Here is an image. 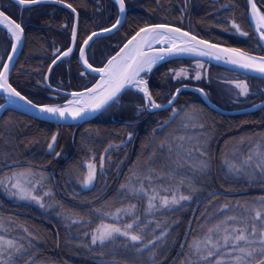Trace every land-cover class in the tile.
Returning a JSON list of instances; mask_svg holds the SVG:
<instances>
[{
    "label": "trees",
    "instance_id": "obj_1",
    "mask_svg": "<svg viewBox=\"0 0 264 264\" xmlns=\"http://www.w3.org/2000/svg\"><path fill=\"white\" fill-rule=\"evenodd\" d=\"M69 2L77 6L82 33L78 41H82V36L88 31H95L97 27H107L115 21L117 9L112 7V0H100L99 5L96 0H69ZM126 3L129 8L122 26L114 33L91 41L87 55L94 67L101 66L102 61L115 53L124 40L137 27L145 23H173L209 41L242 48L253 54H264V49L255 47L258 39L250 29L248 19L244 18L247 15L246 0H126ZM0 4L8 5V12L11 13L12 18L17 22L22 21L25 29L23 47L11 71L10 82L34 102H62L66 96L60 93L52 94L44 84L43 74L47 71L48 64L55 58L52 49L58 47L59 51H63L70 42L72 19L70 10L50 2L32 8H22L12 0H0ZM229 4L234 7H222ZM97 8L100 11H97ZM182 9L183 12H181ZM229 19H235L242 29L249 33V36L244 37L235 33L234 30H229L231 29L227 23ZM61 23H67L68 27L60 28ZM10 44L9 34L0 26V51H4L3 58ZM78 47L79 42L69 57L63 58L61 62L53 66L49 73L51 85L64 90H80L94 81L95 77L83 71L76 58ZM196 61L191 58L167 60V62L158 63L147 74L146 79L150 89L162 94L159 102L165 103L171 91L182 84L203 88L213 103L226 109L249 106L264 98V79L232 71L209 62L201 61L203 65L201 78L191 79V76L195 75ZM177 68L188 69L189 75L172 80L171 77L175 75V72L168 73V69ZM81 72H84L83 76ZM235 79H244L249 86L250 94L239 96V90L230 83ZM2 100L0 96V103ZM139 100L140 97L135 91L127 90L121 95L120 106L113 104L98 116L80 124L63 125L45 122L11 109H6L4 113H1L0 166L4 164H9V166L1 169L0 173L12 167L33 166L38 168L46 174L44 183L52 190L53 199L92 221L87 224L67 221L68 224L61 217L41 211L24 201L8 200L0 193V217L12 218L8 221V225L16 228L14 235H26L21 230L26 227L34 236L40 237L33 241L34 246L27 253L28 256L34 255L33 264L41 261L46 264H66V262L104 264L110 261L109 255L103 257L98 255L101 251L99 247H94L92 252H89L77 245V241L83 238V233L95 227L99 222V217L89 216V213L115 196L119 185L126 179L133 166V162L143 167L144 159L152 154L151 165L158 170L162 165L170 163L165 159L167 149L160 151L157 148L154 152V148L158 146L160 138L166 132H171L176 137L206 135L211 167L207 173L194 174L187 164L183 166V172L178 175H194V183L199 191L194 199L183 202L175 210H163L152 215H145L143 199L133 198L123 201V203H137L138 214L146 226L154 220L164 221L161 228L155 231L157 236L163 227L170 228L169 233L157 248V264H170L180 247V241L183 240L186 230H189L186 238V241H189L194 231L200 229L199 224L210 222L212 216L208 217V214H215L221 203L230 201L235 204L237 200L243 202L264 195V179L249 182L246 176L234 177L223 165L225 159L223 155L227 153V147L241 145L243 147L239 150L244 153L247 147L252 145L247 140L243 143H237V141L242 136L264 133V107L248 113L224 115L209 108L195 92L182 90L173 107L183 113L185 108L196 106L203 109L204 117L196 121V127H193L192 123H188L185 127V121L181 122L182 119H178L181 115L177 114L172 123L163 131H157L155 139H152L153 129L158 122L168 117L171 108L149 111L135 116V109L124 105H131ZM5 121L8 123L6 124ZM200 123L204 124L202 129L199 127ZM129 131L133 133L131 139H127ZM52 132L57 133L55 149L61 153L59 158H55L54 153L50 155L46 152V141L51 137ZM32 140L36 142L29 143ZM121 140H124L123 144L120 143ZM110 141L113 147L107 152L103 173L99 170L97 172L94 187L84 188L74 175L70 176L65 173V170L73 164L77 162L83 164L89 158L99 168L100 153L105 150V146ZM240 152L237 151L238 156ZM4 154H7V159ZM174 159L175 152H173ZM83 170L85 169H81ZM167 170V167L163 168V171ZM159 182L165 183L166 181ZM212 191L215 194L196 206L194 210L196 201ZM113 203L119 206L121 201L114 200ZM205 217H208V220H205ZM21 225L23 227H20ZM152 234L153 229L150 227L144 233L146 239H151ZM21 243L28 247L27 240ZM122 243L123 239L118 238L116 244ZM186 247L187 243H185ZM110 248L111 245L106 246L105 251ZM181 254L182 251L178 259ZM117 259H131V254H121L117 249Z\"/></svg>",
    "mask_w": 264,
    "mask_h": 264
},
{
    "label": "snow or ice",
    "instance_id": "obj_2",
    "mask_svg": "<svg viewBox=\"0 0 264 264\" xmlns=\"http://www.w3.org/2000/svg\"><path fill=\"white\" fill-rule=\"evenodd\" d=\"M14 2L22 8H32L42 5L45 0H14ZM48 2L64 6L70 10L72 17L70 42L63 51H59L58 47L52 49L55 58L48 64V69L51 70L54 65L62 61V58L69 57L74 51V46L79 42V63L85 69L91 70V73L98 74L99 78L91 83L90 87H83L79 91L69 93L70 98L63 100L62 103L34 102L27 95H23L10 82V70L14 67L13 58L22 43L25 29L22 26V21L17 22L12 18L11 13L8 12V5L0 4V25L7 30L11 42V48L7 50L6 58L0 59V65H2L0 66V93L3 94L5 100V104H0V108H5V105H19L23 102L24 105L41 116L47 115L58 120H68L69 118L73 121L83 120L92 113L106 111L113 104L120 106L122 91L135 90L140 100L131 105H124L133 107L135 115L171 108L168 117L158 122L153 129L152 139H155V133L163 131L172 123L176 115L180 114V110L173 105L181 90L180 87H177L171 91L166 104L159 102L162 94L153 92L149 87L148 80L145 79L158 61H162L166 57L191 53L225 61L239 68L259 73L261 78H264V55L257 56L242 48L210 43L209 40L201 39L191 31H187L183 27H176L173 23H145L143 26L137 27L124 40L119 51L102 61L101 67H93L87 55L90 43L97 35L114 31L118 26H122L123 18L129 8L126 0H112V7L117 9L115 21L107 27H97L95 31H88L86 35L82 36V41H78L82 33L77 6H74L69 0H48ZM96 2L99 5L100 0H96ZM222 7H234V5L229 4ZM97 11L100 9L97 8ZM244 18H250L254 32L258 36L255 47L264 49V10L258 6L256 0H247V15ZM227 23L231 26L229 30H234L235 33L244 37L249 36V33L244 31L235 19H229ZM65 27H68L67 23L60 24V28ZM154 45H158V47H154ZM195 68V75L191 76V79L199 80L203 70L202 62L197 60ZM173 71L175 75L171 77L172 80L189 75L186 68L168 69V73ZM81 75L83 76L84 72H81ZM48 79V73L45 72L43 80L46 82ZM230 83L239 90V96L250 94L249 86L244 80H233ZM197 91L203 96L207 95L203 88H199ZM258 106L264 107V102L259 105H251L252 108ZM203 117V109L196 106L185 108L181 115L182 121L187 122L184 124L185 127L188 126V123H192V126L196 127V121ZM5 123L7 124L8 121ZM199 127L202 129L204 124L200 123ZM132 137L133 133L127 132V139ZM245 140L252 145L248 150V155L243 157L240 163H234L227 159H225V163L231 173L236 176L243 173L250 178L249 182H251V176L257 169L264 177V133L242 136L237 143H243ZM56 141L57 133L52 132L51 137L46 141V152L50 155L54 153L55 158H59L61 153L55 149ZM35 142L34 140L29 141V143ZM120 143L123 144L124 140H121ZM111 147L113 145L110 141L105 146V150L100 153L99 168L89 158L83 164L79 162L73 164L65 170V173L70 176L74 175L84 188L94 187L97 172L99 170L100 173H103L107 152L111 150ZM157 148L160 151L167 149L165 159L170 162L169 164L162 165L158 170L151 165L152 154L144 159L143 167L137 162H133V166L126 179L119 185L115 196L89 213V216L99 217V222L95 227L83 233V238L77 241V245L89 252H92L94 247H99L101 249L98 253L99 256L109 255L111 257V260L104 264H157V248L169 233L170 228L163 227L157 236L155 231L161 228L164 221L154 220L146 226L138 214L137 203H123V201L133 198L136 200L146 199L143 209L145 215H152L158 209L175 210L183 202L194 199L199 191L194 183V175H178L183 172V166L187 164L194 174L207 173L211 167L206 135L176 137L171 132H166L160 138L154 152ZM173 152H175L174 160ZM4 156L7 159V154ZM164 167H167L168 170L163 171ZM81 169L86 170L81 171ZM45 179L46 174L33 166L12 167L0 173V188L7 196L19 201L34 202L41 208L58 207L60 211L57 212V216L63 217L66 222L71 221L78 224L92 222L74 209L66 208L60 201L51 199L53 192L45 186ZM161 180L166 182L160 183ZM161 192L164 194L161 195ZM114 200H120V205L115 206ZM220 210L231 214L223 215L218 220L199 224L200 234L194 236L190 241H180L183 256L179 261L174 260L173 264H264V195L243 202L237 200L235 204L230 201L221 203L216 212L218 213ZM213 215L214 213H209L208 217ZM208 217H205V220H208ZM109 219L112 222H108ZM197 219L199 220V218ZM11 220V217H0V264H33L34 255L28 256L27 253L34 246L33 241L40 237L34 236L26 227L23 228L26 235L12 236L13 229L8 227V221ZM124 220L127 222H122ZM149 227L153 229V234L151 239H146L144 233L148 231ZM188 231L185 232L186 236ZM88 237L90 239H87ZM118 238H123L122 244L115 243ZM22 240L28 241V247L21 243ZM185 243H187V250H185ZM108 245H111V248L105 251ZM117 249L121 254H131V259H117Z\"/></svg>",
    "mask_w": 264,
    "mask_h": 264
},
{
    "label": "water",
    "instance_id": "obj_3",
    "mask_svg": "<svg viewBox=\"0 0 264 264\" xmlns=\"http://www.w3.org/2000/svg\"><path fill=\"white\" fill-rule=\"evenodd\" d=\"M13 2H14V0H12ZM45 2H48V0H45ZM246 2H247V0H246ZM17 4V3H16ZM61 6V5H60ZM64 7V6H63ZM125 17V16H124ZM123 20H124V18H123ZM249 23H250V29H252V31H253V33L255 34V32H254V26H252L251 25V22H250V18H249ZM2 28H4L2 25H0ZM120 26H118V28H119ZM176 27H178V26H176ZM117 28V29H118ZM5 29V28H4ZM116 29V30H117ZM116 30H114V31H116ZM185 30H187V29H185ZM5 31H7L6 29H5ZM114 31H109V32H107V33H101V34H99V35H97L95 38H98V37H101V36H104V35H109V34H111V33H114ZM187 31H189V30H187ZM195 35V34H194ZM197 35V34H196ZM256 35V34H255ZM199 37V36H198ZM256 37L258 38V36L256 35ZM70 38V37H69ZM94 38V39H95ZM201 39H204V38H202V37H200ZM23 39H24V36H23ZM210 43H216V42H212V41H209ZM23 43H24V40H22V43H21V45H20V47L17 49V51H16V53H15V56H14V58H13V64L15 65V63H16V60H17V58H18V56H19V54H20V50L22 49V47H23ZM123 45V44H122ZM122 45H120V47L122 46ZM223 46H225V47H234V46H228V45H224V44H222ZM75 47V46H74ZM119 47V48H120ZM154 47H158V45H154ZM10 48H11V45H10ZM10 48H9V50H10ZM79 48V47H78ZM119 48L115 51V53L117 52V51H119ZM115 53H113L112 55H114ZM251 54H253V53H251ZM253 55H257V54H253ZM78 56H79V50H78ZM257 56H259V55H257ZM6 58V57H5ZM78 58V57H77ZM176 58H191V59H195V60H199V61H204V62H209L210 64H214V65H217V66H221V67H224V68H226V69H229V70H232V71H236V72H240V73H242V74H245V75H249V76H252V77H257V78H260L261 79V76H260V74L259 73H255V72H251V71H249V70H245V69H242V68H239L238 66H234V65H231V64H228V63H226L225 61H220V60H216V59H214V58H210V57H206V56H197L196 54H191V53H183V54H179V55H177V56H174V57H166L164 60H162V61H158L157 62V64L158 63H162V62H167V60H171V59H176ZM156 64V65H157ZM80 65H81V67H82V69L83 70H85V72H87V73H89V74H92V75H94L95 76V80L96 79H98L99 78V76H98V74H95V73H91V70H87V69H85L84 68V66L80 63ZM2 66V65H1ZM155 66V65H154ZM153 66V67H154ZM94 67V66H93ZM101 67V66H100ZM13 70V67L11 68V70L10 71H12ZM47 71V73H48V76H49V73H50V71L51 70H49V69H46ZM262 79H264V78H262ZM95 80H94V82H95ZM93 82V83H94ZM44 83H45V85L47 86V88H49L52 92H54L55 91V93H61V94H64L65 96H67V99H69L70 98V96L68 95L69 93H71L72 91H79V90H61V89H58V88H56V87H53V86H51L50 84H49V81L47 80L46 82L44 81ZM88 87H90V86H88ZM178 87H180V92L182 91V90H189V91H192V92H195V94H197L198 96L200 95V97H201V99L203 100V102L209 107V108H211L212 110H214V111H216L217 113H220V114H224V115H231V114H241V113H248V112H252V111H254V110H258V109H260L261 107H257V108H252L251 107V105L250 106H246V107H242V109L241 108H237V109H226V108H223V107H220V106H218L217 104H215V103H213L209 98H208V96L206 95V96H203V95H201V93L200 92H198L197 91V89H199L200 87H198V86H193V85H188V84H182V85H178ZM126 91V90H125ZM125 91H122V93L123 92H125ZM179 92V93H180ZM205 92V91H204ZM206 93V92H205ZM179 95V94H178ZM0 96L2 97V99H3V101L0 103V104H5V100H4V96H3V94L2 93H0ZM261 102H264V98L262 99V101L261 100H259L257 103H255V104H257V105H259ZM60 103H62V102H60ZM166 104V103H165ZM6 109H11V110H14V111H17V112H19V113H23V114H26V115H29V116H31V117H34V118H37V119H40V120H44L45 122L47 121V122H53V123H56V124H63V125H69V124H80V123H83V122H86V121H89V120H91V119H93L94 117H96L97 115H99L101 112H95V113H92L91 115H89V116H87L86 118H84L83 120H75V121H73L71 118H69L68 120H58V119H56V118H50V117H48L47 115H45V116H41V115H39L37 112H35L34 110H32V109H30V108H28L26 105H24L23 104V102H21L19 105H5V108H0V117H1V113H4V111L6 110ZM6 165L8 166L9 164H5V165H2V166H0V169L1 168H4V167H6ZM212 194H215V192L214 191H212V192H210V193H208V194H206V195H204V196H202V198H200L197 202H196V204H195V207H194V209H196V206H198L201 202H203L204 200H206L207 198H209ZM186 238H187V236L185 235L184 236V238H183V240L182 241H186ZM180 248H181V246H180ZM179 254V253H178ZM174 260H176V257L174 258ZM173 260V261H174ZM173 261H172V263H173ZM68 264H71L70 262H67Z\"/></svg>",
    "mask_w": 264,
    "mask_h": 264
},
{
    "label": "rangeland",
    "instance_id": "obj_4",
    "mask_svg": "<svg viewBox=\"0 0 264 264\" xmlns=\"http://www.w3.org/2000/svg\"><path fill=\"white\" fill-rule=\"evenodd\" d=\"M256 3L258 4V6L259 7H261V9L262 10H264V0H256ZM4 50H5V48H4ZM4 52V51H3ZM2 51H0V59H3V56H4V53H3ZM1 66V65H0ZM236 78V77H235ZM145 79H146V77H145ZM133 91H135V90H133ZM180 115H182V113H180ZM179 120L181 119V116H179V118H178ZM178 120V121H179ZM181 122H184V121H182V120H180ZM184 123H187V122H184ZM238 142V141H237ZM243 146H241V145H235V146H231V147H227V153L226 154H224L223 155V158H225V159H227V160H229V161H232V162H234V163H240L241 162V160H242V158L243 157H245V156H247L248 155V150H249V148L251 147H247V149H246V151H244V153L242 152H240V150L239 149H241ZM245 148V147H244ZM237 151H239L240 152V155L238 156L237 154ZM226 156V157H225ZM225 159H224V166L226 167V169H228V167H227V164L225 163ZM9 170V169H8ZM86 170V169H85ZM229 170V169H228ZM7 171V170H6ZM5 172V171H4ZM231 173V172H230ZM230 175H232V176H234V177H237L235 174H233V173H231ZM239 176H244L245 177V175L243 174V173H241V175H239ZM247 178H248V180L250 179L248 176H246ZM263 180L264 179V177H262L261 175H260V173H259V170L257 169V170H255V174L254 175H252L251 176V181H256V180ZM0 193L5 197V198H8V200H15V201H18L19 202V200H16L15 198H13V197H9V196H7L5 193H4V191H3V189L2 188H0ZM37 194H39V193H37ZM164 193H161V195H163ZM51 199H53V197L51 198ZM143 209H144V207H145V205H146V199H143ZM24 202H26V203H28L29 205H31V206H35V207H37V208H39L41 211H44V212H50V214H53V215H55V216H57V212L58 211H60V209L58 208V207H56V209L55 208H52V209H49V208H47V207H45V208H41L38 204H36V203H34V202H28V201H24ZM136 202V201H135ZM46 203H47V201H46ZM184 203H186V202H184ZM161 211H163V210H160V209H158L156 212H161ZM156 212H154V213H156ZM145 214V213H144ZM231 213L229 212V213H225L223 210H220V212H216L213 216H212V219L210 220V221H214V220H218V219H220L223 215H230ZM61 218H63V217H61ZM64 222H66L65 220H64ZM69 222H71V221H69ZM108 222H112L111 221V219H109V221ZM122 222H127L126 220H124V221H122ZM68 223V222H67ZM69 224V223H68ZM68 224H65L66 226H69ZM8 227H10V225H8ZM10 228H12L13 229V231H12V233H11V235L12 236H15V237H20L21 236V234H18V235H20V236H17V235H14V230L16 229V228H13V227H10ZM21 230H23V228L21 229ZM201 233V229H199V230H196V231H194V233L192 234V237L191 238H189L190 240L194 237V236H196V235H198V234H200ZM89 239H90V237H88ZM121 239H123V238H121ZM189 240V241H190ZM23 242H26V240H22ZM21 241V242H22ZM116 243V242H115ZM178 250H181L180 248L178 249ZM185 250H187V247L185 248ZM179 253V252H178ZM181 256H183V251H182V254H181ZM180 256V257H181ZM178 259V258H177ZM180 259V258H179ZM179 259H178V261H179ZM34 264H46V263H43L42 261L41 262H38V263H34Z\"/></svg>",
    "mask_w": 264,
    "mask_h": 264
},
{
    "label": "flooded vegetation",
    "instance_id": "obj_5",
    "mask_svg": "<svg viewBox=\"0 0 264 264\" xmlns=\"http://www.w3.org/2000/svg\"><path fill=\"white\" fill-rule=\"evenodd\" d=\"M248 22H249V19H248ZM249 26H250V23H249ZM235 80H244V79H235ZM134 115H135V113H134ZM136 116V115H135ZM123 122H125V123H128L129 121H123ZM181 245V244H180ZM180 248V247H179ZM178 250V249H177ZM179 251V250H178ZM178 251H177V253H178ZM177 253H176V255H177ZM180 253H181V251H180ZM175 255V256H176ZM180 255V254H179ZM178 258V257H177ZM174 259V258H173ZM172 262V261H171ZM171 262H170V264H171Z\"/></svg>",
    "mask_w": 264,
    "mask_h": 264
}]
</instances>
